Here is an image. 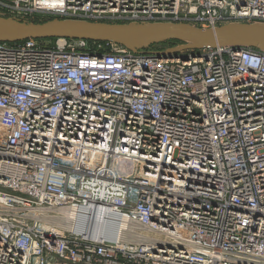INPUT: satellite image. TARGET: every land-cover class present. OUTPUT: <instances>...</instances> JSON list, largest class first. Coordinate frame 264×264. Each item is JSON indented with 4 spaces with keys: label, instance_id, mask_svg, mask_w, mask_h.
<instances>
[{
    "label": "built area",
    "instance_id": "1",
    "mask_svg": "<svg viewBox=\"0 0 264 264\" xmlns=\"http://www.w3.org/2000/svg\"><path fill=\"white\" fill-rule=\"evenodd\" d=\"M0 15L216 27L264 22V0ZM0 264H264V51L0 41Z\"/></svg>",
    "mask_w": 264,
    "mask_h": 264
},
{
    "label": "water",
    "instance_id": "2",
    "mask_svg": "<svg viewBox=\"0 0 264 264\" xmlns=\"http://www.w3.org/2000/svg\"><path fill=\"white\" fill-rule=\"evenodd\" d=\"M85 39L117 43L134 52L153 45L178 41L166 49L170 55L209 47H250L264 51V22H230L203 27L189 22H110L77 18L23 20L0 15V41L15 43L27 39ZM51 44V41H48Z\"/></svg>",
    "mask_w": 264,
    "mask_h": 264
},
{
    "label": "trees",
    "instance_id": "3",
    "mask_svg": "<svg viewBox=\"0 0 264 264\" xmlns=\"http://www.w3.org/2000/svg\"><path fill=\"white\" fill-rule=\"evenodd\" d=\"M47 19L48 18H41V19H38L37 21H45ZM54 40L55 39H53V41ZM177 44H179V42L173 40V41H169V42H166V43H161V44L153 45L149 49H151V50H166L167 48L176 46Z\"/></svg>",
    "mask_w": 264,
    "mask_h": 264
},
{
    "label": "bare ground",
    "instance_id": "4",
    "mask_svg": "<svg viewBox=\"0 0 264 264\" xmlns=\"http://www.w3.org/2000/svg\"><path fill=\"white\" fill-rule=\"evenodd\" d=\"M58 222H59V223H61V224H62V223H63V224H65V223H64V222H62L61 220H59Z\"/></svg>",
    "mask_w": 264,
    "mask_h": 264
}]
</instances>
